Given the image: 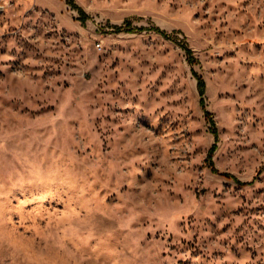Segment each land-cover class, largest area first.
<instances>
[{
    "label": "rangeland",
    "instance_id": "rangeland-1",
    "mask_svg": "<svg viewBox=\"0 0 264 264\" xmlns=\"http://www.w3.org/2000/svg\"><path fill=\"white\" fill-rule=\"evenodd\" d=\"M74 1L0 0V264H264V0Z\"/></svg>",
    "mask_w": 264,
    "mask_h": 264
},
{
    "label": "trees",
    "instance_id": "trees-1",
    "mask_svg": "<svg viewBox=\"0 0 264 264\" xmlns=\"http://www.w3.org/2000/svg\"><path fill=\"white\" fill-rule=\"evenodd\" d=\"M66 1H67V3H68L72 8H74L75 10L78 11V13L80 14V21H81V22L85 23V22L89 19V17H88V15H87V13L85 12V10H84L83 8H81L79 5H77L76 2H75L74 0H66ZM113 28H114L115 32H132L131 24H130V23H128V24L126 25V27H122V26H121V27H117V26H116V27H113ZM153 31H155L156 33H159L161 36H163V37L166 38V39H171V38H172V36H171L169 33L165 32V31H163V30H161V29H159V28H155V29H153ZM183 48H184V50L187 52V54L191 57V61H192V62H195V59L192 57V56H193V52L191 51V49H188L185 45L183 46ZM194 74H195V77H196L197 82H198V90H199V95H200V98H201V100H200V105H201V106L203 107V109H204L206 119L209 120V122L211 123V125H212L213 127H215V126H216V123H215V121H214V119H213L211 113L205 109L206 82H205V80H204L201 76H199L197 73H194ZM214 135H215V137H216V141H217V139H218V135L216 134V132H215ZM216 150H217V144L215 143V144L211 147V149L209 150L207 161H212L213 154H214V152H215ZM213 172L217 173L218 171H217L216 169L213 168ZM223 176H225V177L228 178V179H233V180H235L236 182H239V181L236 179V177H234V176L231 175V174H223ZM239 184H241V185H247V184H245V183H244V184H243V183H239Z\"/></svg>",
    "mask_w": 264,
    "mask_h": 264
},
{
    "label": "built area",
    "instance_id": "built-area-1",
    "mask_svg": "<svg viewBox=\"0 0 264 264\" xmlns=\"http://www.w3.org/2000/svg\"><path fill=\"white\" fill-rule=\"evenodd\" d=\"M3 10V6L0 5V12Z\"/></svg>",
    "mask_w": 264,
    "mask_h": 264
}]
</instances>
